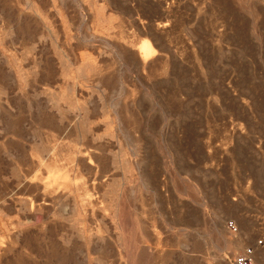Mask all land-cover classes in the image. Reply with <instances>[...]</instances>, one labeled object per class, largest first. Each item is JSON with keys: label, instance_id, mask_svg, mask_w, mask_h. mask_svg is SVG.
<instances>
[{"label": "rangeland", "instance_id": "1", "mask_svg": "<svg viewBox=\"0 0 264 264\" xmlns=\"http://www.w3.org/2000/svg\"><path fill=\"white\" fill-rule=\"evenodd\" d=\"M263 236L264 0H0V264H231Z\"/></svg>", "mask_w": 264, "mask_h": 264}, {"label": "built area", "instance_id": "2", "mask_svg": "<svg viewBox=\"0 0 264 264\" xmlns=\"http://www.w3.org/2000/svg\"><path fill=\"white\" fill-rule=\"evenodd\" d=\"M225 228L227 234L233 238L240 234V228L234 219H226ZM262 246H264V236L256 239L253 244L243 247L233 256L231 264H254L256 249Z\"/></svg>", "mask_w": 264, "mask_h": 264}, {"label": "bare ground", "instance_id": "3", "mask_svg": "<svg viewBox=\"0 0 264 264\" xmlns=\"http://www.w3.org/2000/svg\"><path fill=\"white\" fill-rule=\"evenodd\" d=\"M163 25V24H162ZM160 26V25H159ZM163 27V26H162ZM150 48V47H149ZM93 66V65H92ZM91 65L90 66H88L89 68H88V70L87 71H91L92 69H93V67H92Z\"/></svg>", "mask_w": 264, "mask_h": 264}]
</instances>
